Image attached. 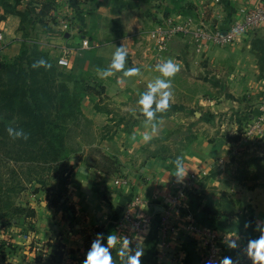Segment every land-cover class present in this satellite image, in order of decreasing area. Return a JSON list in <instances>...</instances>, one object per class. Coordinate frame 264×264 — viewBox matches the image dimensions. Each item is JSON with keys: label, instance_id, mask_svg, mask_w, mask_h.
I'll use <instances>...</instances> for the list:
<instances>
[{"label": "crops", "instance_id": "crops-1", "mask_svg": "<svg viewBox=\"0 0 264 264\" xmlns=\"http://www.w3.org/2000/svg\"><path fill=\"white\" fill-rule=\"evenodd\" d=\"M85 1L87 10L79 18L81 22L67 32L48 33L49 41H39L40 48L34 52L50 65L52 78L70 88L75 81L100 85L102 93L81 99V114L89 126L75 136L78 150L67 154L48 180L47 189L35 192L34 188H39L35 184L18 195L16 204L29 206L34 216L0 219V264H83L96 234L113 232L143 248L141 264H202L201 242L184 230L187 214L219 232H235L244 242L256 238L258 232L253 228L264 221V182L248 184L253 175L242 172L243 163L234 156L236 142L226 139L223 131H235L237 127L241 131L256 116L264 115V29L231 45L202 51H196L187 39L176 37L159 53L154 48L147 50L140 33L168 16L193 17L225 27L264 0ZM17 25L16 15L4 14L0 20L4 31L0 56H10L13 47L20 48L16 61L0 57V67L21 63L23 53H27L12 44L17 39L28 45V39L18 35L23 28L17 29ZM84 38L90 49L81 48ZM117 46L127 49L125 69L140 71L131 77L120 71L101 78ZM65 47L72 49L70 65L60 67L56 60ZM168 59L180 65L177 78L172 80L186 84L193 79L209 87L190 101L188 107L193 112H159L152 122H146L137 100L159 75L154 70L157 62ZM98 101L100 110L94 107ZM152 124L157 129L154 134ZM179 130L188 133L185 138H175L182 134ZM144 134L153 138L146 143ZM252 148L264 151V141ZM94 151L116 161L110 166L115 167L114 172L96 167L94 163H99L101 157ZM177 157L185 170L181 179L176 178L172 163ZM192 170L207 174L196 190L186 192L183 214L170 219L177 231L168 236L165 246L160 231L162 210ZM135 197L145 204L135 208L134 214L151 217L149 231L142 235L133 234L128 225L121 223L124 209ZM227 208L234 210V217L218 215ZM246 221L252 227L245 229ZM50 244L59 246L62 253L51 261ZM112 255L114 264H120L116 249Z\"/></svg>", "mask_w": 264, "mask_h": 264}, {"label": "trees", "instance_id": "trees-1", "mask_svg": "<svg viewBox=\"0 0 264 264\" xmlns=\"http://www.w3.org/2000/svg\"><path fill=\"white\" fill-rule=\"evenodd\" d=\"M40 4L42 8L34 16L33 9L21 13L14 6H8L4 14L19 16L17 29H22L21 25L27 16L30 24H33L44 15L48 3L43 1ZM1 19L3 16H0ZM23 36L28 39L25 34ZM40 59L44 58L29 53L17 65L0 67V219L34 216L32 208L16 204L18 195L35 184L39 186L34 188L35 192L47 189L48 180L56 174L67 154L78 150L75 136L89 126L88 120L81 114V99L90 94L98 96L102 93L100 85L75 81L70 88L64 82L52 78L49 68H33V63ZM98 103L94 104L96 110L101 109ZM9 126L22 128L28 138H11L6 131ZM239 139L240 134L229 137L232 142ZM94 153L101 157L99 163H94L96 167L114 172L115 167L110 166L116 163L115 160L99 151ZM86 161L90 164L89 160ZM218 215L232 218L235 212L227 208ZM250 219L254 223L253 216ZM50 247L48 258L62 255L59 246L50 244ZM222 250L225 256L234 255L227 245H223Z\"/></svg>", "mask_w": 264, "mask_h": 264}, {"label": "built area", "instance_id": "built-area-1", "mask_svg": "<svg viewBox=\"0 0 264 264\" xmlns=\"http://www.w3.org/2000/svg\"><path fill=\"white\" fill-rule=\"evenodd\" d=\"M264 29V2L245 11L241 18L228 26L219 27L207 22L198 21L193 17H163L161 21L150 29L140 33V37L147 43V50L161 52L166 50L167 45L176 37L187 39L196 51L207 50L212 47H223L231 45L237 40L253 34L258 30ZM149 42V43H148ZM4 47V37L0 30V54ZM82 49H90L91 45L87 39L81 42ZM71 48H63L57 59V65L60 67H69V55ZM264 92V81L261 85ZM264 141V115L260 114L247 123L241 130L240 139L236 142V153L241 149ZM207 173L200 170H192L183 186L177 188L168 198L167 205L162 210L160 219V231L162 244L167 246V238L175 233L177 228L170 223L174 216H181L184 210L186 192L196 190ZM123 183V182H122ZM145 204L140 197L130 200L124 209L121 217V223H125L135 235H142L149 231L151 217H138L134 214L135 208ZM187 221L184 224V230L188 235L197 238L202 245L200 259L202 264H208L209 260H218L225 256L222 250L223 245L228 246V238H238L241 244L243 239L235 232H219L198 223L194 218L187 214Z\"/></svg>", "mask_w": 264, "mask_h": 264}, {"label": "clouds", "instance_id": "clouds-1", "mask_svg": "<svg viewBox=\"0 0 264 264\" xmlns=\"http://www.w3.org/2000/svg\"><path fill=\"white\" fill-rule=\"evenodd\" d=\"M128 56L127 49L123 46H117L112 55L110 65L104 69L100 76L107 78L116 72L123 71L126 77L135 76L139 73V68L125 69L126 58ZM33 68H49L50 65L46 60L40 59L33 63ZM156 72L159 75L149 82L139 99L137 106L139 113L144 117L146 122H152L156 118V114L164 112L169 107L172 99L171 91L172 79L180 71V65L172 59L163 62H157L155 65ZM154 105V107H153ZM156 125L152 124V133L156 132ZM8 135L13 139H27L28 135L22 128H14L9 126L6 129ZM153 138L150 134H144L142 139L148 142ZM176 169V178L184 177V167L180 157L172 162ZM252 227L250 221L244 223V228ZM253 231L258 232L256 238H249L241 244L238 238H228V249L233 250V256H223L218 260H209L208 264H264V221L255 224ZM118 246V247H117ZM116 249L120 264H141V256L143 248L138 246L128 237H121L117 234L109 233L106 236L103 233H97L96 238L90 243V247L85 254L83 264H114L112 251Z\"/></svg>", "mask_w": 264, "mask_h": 264}, {"label": "rangeland", "instance_id": "rangeland-1", "mask_svg": "<svg viewBox=\"0 0 264 264\" xmlns=\"http://www.w3.org/2000/svg\"><path fill=\"white\" fill-rule=\"evenodd\" d=\"M47 2L48 8L44 11V15H41V17L37 18L33 24H30V18L27 16L25 19V23L22 24V34L18 33V35L23 36V34L26 35L28 38L27 44L25 45V41H21L17 39L13 41L14 44L21 47V50L27 51V53H23V55H27L30 53V51L34 55L36 54L34 51L35 49H39V41L40 42H48L49 41V35L48 33L51 32L53 35L55 32H67L72 27L76 26L78 22H81L79 18L81 15L85 14L87 10V6L85 5V0H1L0 1V16L4 15V10L8 8V6H14L16 10L20 11L21 13H25L27 9L32 10L34 14H36L42 7L40 2ZM146 1V0H144ZM20 17L16 15V23L18 21L19 23ZM2 33L4 32L3 29H0ZM15 32V31H14ZM147 42V41H146ZM149 43V42H148ZM147 46V44H146ZM45 46L42 48L44 49ZM20 48L13 47L11 49L10 56L9 55H1L0 57H3V61L7 60H14L16 58V54H18V50ZM51 50V48H50ZM15 53V57L13 54ZM162 55V54H161ZM0 59V64L3 62ZM57 61V60H56ZM57 63V62H56ZM194 74V73H192ZM177 77H173L172 79H175ZM187 80V79H186ZM190 80L186 84H178L175 80H172V87L171 91L173 93V99L169 102V107L166 110L167 112L172 111H181V113H191L193 110H189L190 108L189 103L190 101L195 97L197 94H203L205 91H207V88L209 86L204 84H196ZM154 107V105H153ZM181 109V110H179ZM165 112H160V114H164ZM190 117L192 118V114H190ZM194 118V117H193ZM214 125H218V123H215ZM235 131H223V134L225 135L226 139L229 140V137L235 135V134H241V131L238 130V127L234 129ZM182 134H176L175 138L182 137L185 138V136L188 133H185L182 130L178 131ZM176 132V133H178ZM214 134V133H213ZM188 141V140H187ZM257 143L253 145H249L243 149H241L239 152L240 154L235 153L234 156H238V161L240 163H243L242 165V172H251L253 177L248 182L250 186H252L254 183L261 184L264 182L263 175H264V151L259 150L258 148L254 149L251 147L256 146ZM254 166V167H252ZM257 177L254 180V177ZM257 181V182H256ZM30 230V229H28ZM30 232V231H29ZM259 233H257V236ZM54 260V258H50V261Z\"/></svg>", "mask_w": 264, "mask_h": 264}]
</instances>
